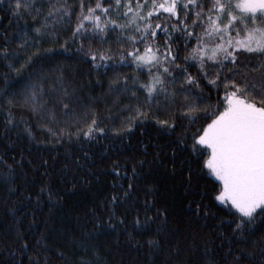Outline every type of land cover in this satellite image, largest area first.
Instances as JSON below:
<instances>
[{"label": "snow or ice", "instance_id": "snow-or-ice-1", "mask_svg": "<svg viewBox=\"0 0 264 264\" xmlns=\"http://www.w3.org/2000/svg\"><path fill=\"white\" fill-rule=\"evenodd\" d=\"M4 11L17 24L11 35L7 31L0 33V63L16 74L12 83L20 89L19 96H7L6 127L14 124L11 108L27 107L38 119H46L42 128L61 138L65 135V129L49 126L59 124L55 109L60 106L64 115H75L78 101L66 89L52 97L55 87L46 86L43 73L24 76V70L43 57L39 49L26 57L22 53L30 42L39 45L44 36L58 40L61 27L71 24L75 16V23L68 29L70 36L61 48L73 51L72 45H77L74 51L94 70L103 68L105 74L116 73L109 82V91L129 99L122 107L129 115L121 118L120 126L113 129L114 135L127 137L138 125L153 121L157 135L163 137V144L154 146L156 164L168 163L165 157L170 150L171 170L176 173L174 158L183 151L187 160L180 163L187 165L186 188L192 186L194 172L214 177V200L224 206L230 217L219 222L221 228L230 231L217 235L228 241L232 264H252L257 255L264 264V237L252 239L264 224V0H9ZM160 36L164 37L163 43ZM181 38L183 55L178 42ZM13 43L16 48L11 47ZM126 67L136 75L119 72ZM189 68H195L196 73L189 72ZM202 81L216 90L215 103L204 95ZM5 82L8 84L7 76ZM56 82L62 83L63 76L56 77ZM46 93L51 98V109ZM4 99L5 95L0 94V100ZM178 120L187 123L178 125ZM100 123L93 118L86 129L69 132V139L74 135L77 141L81 137L96 141L108 130ZM24 131L32 136L31 126ZM144 164V160L136 161L127 189L106 202V218L93 211L86 221L93 223L91 230L82 231L84 225L79 223L73 226V242L80 234L79 247L84 249L74 264H100L99 249L90 242L108 230L126 234L134 247L141 245L136 235L145 236L144 243L152 252L163 250L164 243L179 230L170 227L168 208L157 206V190L150 182L142 189L143 220L139 209L131 224L126 215H117L116 208L132 196L136 187L132 181L145 176L147 169L138 171ZM4 166L10 170L2 178L10 185L9 192H21L13 184L12 165L4 162ZM24 199L40 205L44 199L59 201L62 195L49 182L29 191ZM9 211L15 216L16 209ZM200 211L197 204L193 214L198 216ZM28 247L24 243L22 250ZM29 264H39V260L30 258Z\"/></svg>", "mask_w": 264, "mask_h": 264}, {"label": "trees", "instance_id": "trees-1", "mask_svg": "<svg viewBox=\"0 0 264 264\" xmlns=\"http://www.w3.org/2000/svg\"><path fill=\"white\" fill-rule=\"evenodd\" d=\"M8 6L9 0H0V33L7 31L11 35L17 21L4 11ZM19 23L23 24L24 21ZM28 23H32L30 18ZM74 23L75 16L71 24L66 23L61 27L62 35L58 40L44 36L39 45L30 42L22 53L26 57L39 49L43 57L25 69L24 76L43 73L46 86L55 87L52 97H58L66 89L78 101L74 106L75 115H64L60 106L55 109L59 124L49 126L65 129L62 138L42 128L40 125L47 123L46 119H38L27 107L11 108L14 124L6 127L9 109L7 96L13 93L19 96L20 89L12 83L16 74L0 63V94L5 95V99L0 100V264H29L30 258L39 260V264H74L84 249L79 247L80 234L73 242L71 229L79 223L84 225L82 231L91 230L93 223L86 221L93 211L106 218V202L113 195H122L127 189L132 167L139 160H144L145 164L143 168L138 167V171H147L144 177L132 181L136 187L132 190V196L116 208L117 215H126L131 224L139 209L143 220L142 189L146 182H150L157 190V206L168 208L170 227L179 230L169 237L163 250L158 252L150 251L144 243L145 236L137 234L136 239L141 241V245L134 247V242L127 241L126 234L108 230L90 242L92 247L99 249L100 264H209V261L232 264L233 255L227 252L228 241L217 235L220 231H230L219 224L230 217L224 206L214 200V177L197 176L194 172L192 186L186 188L184 177L187 165L180 163L187 160V153L183 151L174 158L176 173L171 170L173 162L169 159L170 150L169 156L165 157L168 163L156 164L154 146L162 145L163 137L157 135L153 121L138 125L127 137L114 135L113 129L120 126L121 118L129 115L122 110L123 105L129 103L128 96L118 97L109 91V82L116 73L108 71L105 74L103 68L94 70L80 58L81 54L74 51L77 45H72L73 51L61 48L70 36L68 29ZM159 39L163 43L164 37L160 36ZM109 40H112V36ZM178 42L183 55L182 38ZM93 46L101 47L99 44ZM11 47L16 48V44L13 43ZM112 47L116 45L113 43ZM50 48L54 51L47 53L45 50ZM20 62L23 63V60ZM252 62L255 63V60ZM188 71L196 73L195 68ZM119 72L136 75L127 67L119 69ZM61 75L63 82L57 83L56 77ZM5 76L8 77V84ZM202 86L204 95L215 103L216 90L206 81H202ZM5 89L7 92H4ZM222 92L221 88V95ZM45 98L49 99L48 108L51 109L53 105L47 93ZM140 100H143L142 94ZM93 118L101 122V127L107 126L105 134L98 135L96 141H86L83 137L77 141L74 135L69 139V132L86 129ZM186 123L177 121L178 125ZM26 126H31V137L24 131ZM4 162L12 165L13 184L21 189L15 195L9 192L10 185L2 179L10 172ZM49 182L54 190L61 193L62 199H44L40 205L24 199L29 191H35L41 183ZM197 204L201 206L198 216L193 214ZM9 209H16L15 216ZM262 237L264 224L259 226L252 239L260 240ZM24 243L29 245L26 251L22 250ZM233 249L235 254L234 246ZM252 264H260L258 255L252 258Z\"/></svg>", "mask_w": 264, "mask_h": 264}]
</instances>
